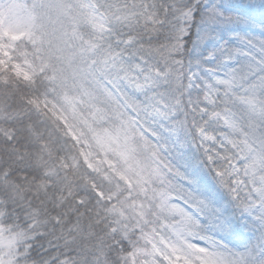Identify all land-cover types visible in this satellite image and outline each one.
<instances>
[{
  "label": "snow or ice",
  "instance_id": "obj_1",
  "mask_svg": "<svg viewBox=\"0 0 264 264\" xmlns=\"http://www.w3.org/2000/svg\"><path fill=\"white\" fill-rule=\"evenodd\" d=\"M0 264H264V0H0Z\"/></svg>",
  "mask_w": 264,
  "mask_h": 264
}]
</instances>
